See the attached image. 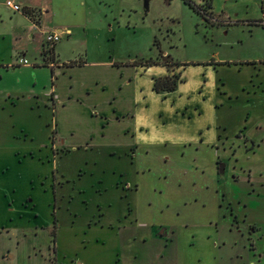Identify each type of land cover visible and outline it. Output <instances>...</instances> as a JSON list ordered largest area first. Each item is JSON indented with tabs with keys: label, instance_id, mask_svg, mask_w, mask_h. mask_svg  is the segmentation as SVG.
Instances as JSON below:
<instances>
[{
	"label": "rangeland",
	"instance_id": "374dc122",
	"mask_svg": "<svg viewBox=\"0 0 264 264\" xmlns=\"http://www.w3.org/2000/svg\"><path fill=\"white\" fill-rule=\"evenodd\" d=\"M65 1L53 77L0 68V264H53L55 214L119 227L112 247L63 229L57 264H264V0ZM10 53L0 39V65ZM166 74L183 81L155 92Z\"/></svg>",
	"mask_w": 264,
	"mask_h": 264
},
{
	"label": "crops",
	"instance_id": "0c3cea01",
	"mask_svg": "<svg viewBox=\"0 0 264 264\" xmlns=\"http://www.w3.org/2000/svg\"><path fill=\"white\" fill-rule=\"evenodd\" d=\"M6 1L7 0H0V22L1 24H4V26L0 29V39H2V41H5L6 37H8V39L13 40V48H14V54L18 53V55H20L19 59L22 57L26 56V53L29 51V49H31V47H29V42L35 43V44H39L40 46V59L37 62H33L30 63L29 65H23L26 66L28 68H32V69H40L39 66H43V67H50V74L51 77L53 74V65H49L47 66L46 64V54L44 53V46H45V34L47 32H53V30L57 29V32L62 33L63 36H68L66 35V33H71L72 29L69 27H65L64 28L66 30L60 29L59 27H62V25L60 24H56V23H49L48 19L51 18H55L57 15L58 11H62L63 6L65 5V0H13L16 3L20 4L22 7L21 11H14L12 8L8 7L6 5ZM60 4L61 7H59L58 9H56L57 6H59ZM36 23V25H35ZM21 40V44L17 45L16 43L18 41ZM25 47V48H23ZM54 55H52V57L55 59V61L57 62V60L59 59V54H57L56 52V48L54 45ZM12 53L8 54V55H4V59L6 62H4L3 64L0 65V68H2V66H4L3 68L6 67V69L11 68L14 70L17 66H21V64L18 63V61H16V63H12L10 59H12ZM1 57V56H0ZM26 58V57H25ZM11 66V67H10ZM153 89V86H152ZM216 130H218V133H220V129L219 127H215ZM240 135V134H238ZM239 137V136H238ZM216 139V137H214V140ZM221 139V135H218V138L216 140H220ZM133 158H135V155H132ZM131 157V160L133 159ZM135 163V160H134ZM135 167V173L136 176H133L131 179H127L126 181L124 180L123 182L118 181V183H121V186L118 185L117 183V187L116 190H120L119 192L123 193L124 196H121L122 198H129L130 196L132 198L135 199L137 191L139 189H137V185L139 184L138 180H137V173H138V166L137 163L134 164ZM120 179L122 178V174L119 177ZM139 200V199H138ZM137 201V199H136ZM139 202V201H137ZM137 202L135 204V209L136 211L131 207V202H128L127 206L125 207V210L123 212L124 214V219L125 220H129V218L131 217V215H134L136 217V215L140 212L139 211V205H137ZM25 209V208H23ZM102 209V208H101ZM27 210V209H26ZM32 213L30 214H34L33 212H35V210L29 209ZM28 211V210H27ZM141 213V212H140ZM27 216H30L27 214ZM57 217H59V215H57ZM104 218V214L102 215V218L98 221L101 224L97 225V222L94 223L93 225L87 224V226L84 225H80L78 224L80 227H76V226H69L66 225L65 228H61V225L57 222L58 226L56 227V239H55V247H56V253H53L51 256V261L53 264H57V260L54 259V257L57 256V251H58V239L60 238V232L63 229H66L70 232L71 235H78V232L81 230H84V228L91 230L94 227H100L103 228L104 230L108 229L109 231L113 232V234H110L108 237V240H106L105 242H101L99 239H96V243L99 244L102 247H106V246H113L115 245L114 242V238L117 236V229H119V227H113L112 224L115 222H112V218L110 216H108L106 223L107 224H103V219ZM110 218V219H109ZM87 219V218H86ZM89 219V218H88ZM58 221V219H57ZM145 223L142 224V222H139V218H137L136 220V225L137 226H147L146 225V220H144ZM91 222V221H89ZM134 221L130 220V223L132 224ZM92 225V226H91ZM32 227V226H31ZM3 229H5V226L3 227ZM2 229V230H3ZM34 231L37 230V227L35 226V228H33ZM33 229H28V230H33ZM85 229V230H86ZM90 231L88 232H84V235H87ZM87 238V237H86ZM85 237L82 238V244H83V248H86L90 242V240H87ZM53 242V238L51 240V244ZM86 244V245H85ZM71 246V245H70ZM72 247V246H71ZM3 257H5V255H3ZM78 257V256H76ZM77 260V259H76ZM74 260V261H76ZM59 262V261H58ZM80 263V262H79ZM78 263V264H79ZM2 264V263H1ZM60 264V263H59ZM117 264V263H116Z\"/></svg>",
	"mask_w": 264,
	"mask_h": 264
},
{
	"label": "trees",
	"instance_id": "16d2710c",
	"mask_svg": "<svg viewBox=\"0 0 264 264\" xmlns=\"http://www.w3.org/2000/svg\"><path fill=\"white\" fill-rule=\"evenodd\" d=\"M209 8V5H208ZM200 14H203L202 10L200 9ZM146 66H151L150 64ZM181 74H166V75H160L155 78H153V90L155 92H162V93H170L176 90L178 84L182 82ZM57 226V217H54V229L52 230V238L53 242L55 243L56 239V227Z\"/></svg>",
	"mask_w": 264,
	"mask_h": 264
},
{
	"label": "built area",
	"instance_id": "2783aa9c",
	"mask_svg": "<svg viewBox=\"0 0 264 264\" xmlns=\"http://www.w3.org/2000/svg\"><path fill=\"white\" fill-rule=\"evenodd\" d=\"M6 5L8 7L12 8L14 11H21L22 10L21 5L16 3L13 0H7L6 1ZM35 25H36V23H35ZM60 37H61L60 34L55 33V32H50L49 34H47L45 51L47 52L46 56L48 58H51L50 51L52 50L54 43L59 41ZM19 63L20 64H24V65H29L30 64L27 58H20L19 59Z\"/></svg>",
	"mask_w": 264,
	"mask_h": 264
},
{
	"label": "flooded vegetation",
	"instance_id": "af4514ba",
	"mask_svg": "<svg viewBox=\"0 0 264 264\" xmlns=\"http://www.w3.org/2000/svg\"><path fill=\"white\" fill-rule=\"evenodd\" d=\"M250 149H251V147H250ZM217 164H218V162H217ZM221 165V164H220ZM219 173H221L220 172V167H219ZM56 216V214L54 215V217ZM57 217V216H56ZM51 227H54V219H53V223L51 224ZM55 227H57L56 225H55ZM51 231V230H50ZM79 264H81V262L79 263Z\"/></svg>",
	"mask_w": 264,
	"mask_h": 264
},
{
	"label": "water",
	"instance_id": "95a60500",
	"mask_svg": "<svg viewBox=\"0 0 264 264\" xmlns=\"http://www.w3.org/2000/svg\"><path fill=\"white\" fill-rule=\"evenodd\" d=\"M220 172H223V165H220Z\"/></svg>",
	"mask_w": 264,
	"mask_h": 264
}]
</instances>
